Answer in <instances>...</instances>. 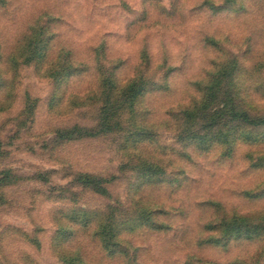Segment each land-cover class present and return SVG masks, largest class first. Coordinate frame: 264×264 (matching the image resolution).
Masks as SVG:
<instances>
[{"label": "rangeland", "instance_id": "obj_1", "mask_svg": "<svg viewBox=\"0 0 264 264\" xmlns=\"http://www.w3.org/2000/svg\"><path fill=\"white\" fill-rule=\"evenodd\" d=\"M3 1L0 264H128L133 252L135 264H264V124L229 111L208 121L197 104L217 62L257 53L224 27L230 14L206 9L222 27L194 34V0ZM38 22L57 33L47 56L12 69ZM65 48L75 72L55 66ZM120 61L115 85L102 87L99 65ZM140 72L166 88L128 87ZM260 85L245 69L234 88L256 117ZM69 206L90 211L56 213ZM240 231L253 237L231 236Z\"/></svg>", "mask_w": 264, "mask_h": 264}, {"label": "trees", "instance_id": "obj_2", "mask_svg": "<svg viewBox=\"0 0 264 264\" xmlns=\"http://www.w3.org/2000/svg\"><path fill=\"white\" fill-rule=\"evenodd\" d=\"M0 2H4L0 0ZM205 7L204 5H201ZM213 12H219L223 10V6H215L211 9ZM53 20V18H51ZM57 37V33L54 30H50L48 26L44 25L43 23H36L31 27V30L25 34V36L17 43V47L15 51L8 57L10 66L12 69L17 70L19 65L21 64L20 61L23 60L27 63H41V61L47 56L48 50L50 48V44L52 40ZM208 38V37H207ZM213 44L218 45V43L211 39ZM104 44H102L98 49L102 48ZM104 50V47H103ZM2 48L0 46V60L2 59ZM148 52L146 49L144 53ZM62 55V59L59 57L58 60L55 62V66L60 68L61 66L70 67L75 72L78 69V66L75 64L73 60V51L72 49H62L60 52V56ZM148 55V54H147ZM236 55H228L225 56V59L216 63L214 70L211 72L210 78L204 84L203 87V96L199 103L202 105L203 110L206 111V114L203 117H206L208 121L211 120L210 116L213 115L212 113L217 114H224L225 111H229L230 114L233 116L232 119H241L242 121H247L249 123L255 124H264V116H253L249 111L244 109L243 107H239L236 100V93L234 91L235 82L239 77V71L235 72L234 74L229 71V68L232 67L236 63ZM147 59L150 60V57L147 56ZM59 60H64L63 62ZM60 63V65H58ZM122 62H118L111 67V72L107 71L105 67L99 65L98 69L100 72L101 77V84L102 87L104 85H112L114 86L116 83V79L114 77V70L120 67ZM54 66V67H55ZM83 66V65H82ZM82 68H89V66H84ZM54 71V70H53ZM142 73L141 76L134 78L128 84V87L135 86L137 84L140 85L141 89H146L147 86L152 82L149 81L148 78L144 77L145 72ZM71 71V75H72ZM0 79H2L0 75ZM2 82V81H1ZM218 100H222L224 105L216 106V102ZM224 100V101H223ZM214 104V105H213ZM243 108V109H242ZM186 115H197L194 109L185 110ZM214 120V119H212ZM91 179V178H88ZM1 183V179H0ZM232 234V235H231ZM231 236H235L237 238L247 237L252 238L251 234L244 233L240 231L237 234L231 233ZM203 243H220L221 241L216 240L215 238L207 237L206 239L202 240Z\"/></svg>", "mask_w": 264, "mask_h": 264}, {"label": "clouds", "instance_id": "obj_3", "mask_svg": "<svg viewBox=\"0 0 264 264\" xmlns=\"http://www.w3.org/2000/svg\"><path fill=\"white\" fill-rule=\"evenodd\" d=\"M197 5H204V8ZM215 6H223V10L231 16L230 22L224 26L229 33L235 32L237 36L251 37L258 44V50L253 58L247 60L241 59L238 55L236 63L229 68L233 74L245 69L251 71L256 70V76L261 80V87H264V0H194V3L189 4L190 12L187 17V23L193 30V33L203 31L220 30L222 25L214 18L211 11ZM204 12V15H198ZM244 45L241 44L236 51L242 52ZM251 47V43L249 44ZM194 55L199 56V53ZM183 51L177 53L174 63L176 71H182L179 67ZM166 77H161L159 80H153L146 90L166 88ZM144 202H150V198L145 196ZM116 207V205H113ZM177 207H179L177 205ZM90 211L86 208L62 207L56 210L57 214H62L65 218L70 219L73 212ZM135 252L132 253L128 264H135Z\"/></svg>", "mask_w": 264, "mask_h": 264}]
</instances>
